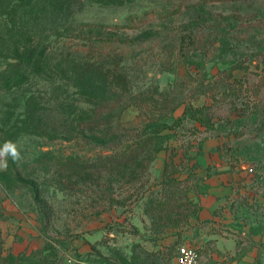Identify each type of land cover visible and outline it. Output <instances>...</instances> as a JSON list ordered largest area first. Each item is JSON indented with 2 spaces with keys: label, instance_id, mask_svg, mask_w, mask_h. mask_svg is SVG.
I'll return each instance as SVG.
<instances>
[{
  "label": "rangeland",
  "instance_id": "rangeland-1",
  "mask_svg": "<svg viewBox=\"0 0 264 264\" xmlns=\"http://www.w3.org/2000/svg\"><path fill=\"white\" fill-rule=\"evenodd\" d=\"M180 1L0 0V147L12 141L22 156L0 171V264H175L186 223L176 229L152 205L183 191L163 186L170 156L186 161L211 135L223 159L249 171L248 207L264 228V135L249 136L251 90L233 92L264 70V0L174 15ZM102 40L117 47L94 50ZM108 92L121 102L92 130L83 122ZM189 105L217 129L183 118ZM153 133L136 162L104 165ZM59 160L83 172L65 174Z\"/></svg>",
  "mask_w": 264,
  "mask_h": 264
},
{
  "label": "crops",
  "instance_id": "crops-1",
  "mask_svg": "<svg viewBox=\"0 0 264 264\" xmlns=\"http://www.w3.org/2000/svg\"><path fill=\"white\" fill-rule=\"evenodd\" d=\"M218 139L191 148L189 159L178 163L184 168L177 177L188 183L199 210L177 233V242L198 248L203 264H264V228L248 207L254 197L249 171L223 159L212 142Z\"/></svg>",
  "mask_w": 264,
  "mask_h": 264
},
{
  "label": "trees",
  "instance_id": "trees-1",
  "mask_svg": "<svg viewBox=\"0 0 264 264\" xmlns=\"http://www.w3.org/2000/svg\"><path fill=\"white\" fill-rule=\"evenodd\" d=\"M231 1L233 0H181L178 5L174 8L172 13L174 15L181 14L185 10L193 9L196 7H202L207 5L208 3H226ZM16 14V10H14V12L12 13V17L14 18ZM145 22L146 19H143L141 25L139 26H142ZM113 28H135V26H115ZM115 42L116 41L112 40H102L101 42L92 45V48L96 51H102L104 48H115L117 47L116 45H114ZM135 42L136 40L119 41L118 44L119 46H122L134 44ZM235 83H237L238 88L234 89L233 92H235L234 94L237 99L242 96L243 91L251 90L252 92L254 100H247L246 103H243L244 105L242 110H244V112L248 111L251 117L256 118V121L253 125L254 129H250L249 136L254 139L259 138L261 135H264V119H262L260 122L257 119V117H264V107H262L261 99L262 97L260 98L261 92L262 90H264V70L262 71V74H257L256 83H254L253 85L246 86L245 89H243L244 83L241 80H237L234 82V84ZM111 93L112 92H108L109 95H105L104 101L95 103L97 105L94 113L88 120L84 121L83 124L87 125L92 130H99L102 129L106 123L109 122L111 114L121 102V99L119 98L114 99L115 95ZM186 116H189L191 119L198 123H201V125L204 126L205 130L202 133H210L217 129H215L214 123H211L212 118L210 119L205 117L203 108H193L189 105L185 109L183 118H186ZM178 124H180V121L174 123L173 125H168L164 123L163 125H161L160 129L174 130L176 127L180 126ZM159 138L160 137H158V135L155 133L144 135L143 137L136 139L131 148H127L121 152H117L108 156L107 160L104 161V165L107 164L116 169L125 168L139 160L142 155L149 150L150 146ZM209 138L220 137L216 135H211L202 139V142ZM175 158L176 155L172 154L167 163L165 164L163 172V186H181L183 188V191L182 193H179L176 197L172 196L170 198L162 199L158 203H156V205H152V213L155 214V217L166 220L167 223L170 222L172 226H174L175 228L177 227L176 229H178V226L181 222H185L186 225L188 224L190 218L198 213L199 207L189 196L188 183L186 181L179 180V178L177 177V175L183 171L184 167L178 164ZM57 165L60 167L62 172L69 175L79 174L80 172H83L82 169H84V167L78 165L77 163H72L68 160H59L57 162ZM4 260L5 258L0 250V262Z\"/></svg>",
  "mask_w": 264,
  "mask_h": 264
},
{
  "label": "built area",
  "instance_id": "built-area-1",
  "mask_svg": "<svg viewBox=\"0 0 264 264\" xmlns=\"http://www.w3.org/2000/svg\"><path fill=\"white\" fill-rule=\"evenodd\" d=\"M175 264H203L200 250L193 246L179 244Z\"/></svg>",
  "mask_w": 264,
  "mask_h": 264
},
{
  "label": "clouds",
  "instance_id": "clouds-1",
  "mask_svg": "<svg viewBox=\"0 0 264 264\" xmlns=\"http://www.w3.org/2000/svg\"><path fill=\"white\" fill-rule=\"evenodd\" d=\"M9 157L13 162H19L22 159L17 145L12 141H6L3 147H0V171L7 169Z\"/></svg>",
  "mask_w": 264,
  "mask_h": 264
}]
</instances>
